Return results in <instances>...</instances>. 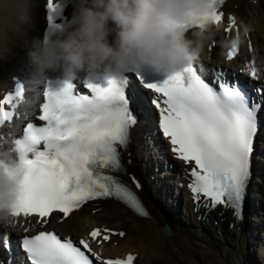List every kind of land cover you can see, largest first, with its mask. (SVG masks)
I'll return each mask as SVG.
<instances>
[{
    "label": "bare ground",
    "instance_id": "6f19581e",
    "mask_svg": "<svg viewBox=\"0 0 264 264\" xmlns=\"http://www.w3.org/2000/svg\"><path fill=\"white\" fill-rule=\"evenodd\" d=\"M150 1L69 0L68 11L90 12L84 18V29L67 32L61 37L62 44L67 48L65 53L59 54L57 63L64 65L67 62L68 66H75L91 55L95 44L102 43L105 49L113 50L127 43L140 30ZM45 2L0 0V88L10 81L13 74L28 70L30 63L33 62L31 70L39 64V39ZM225 7L238 17V31L232 30L229 35L219 28L209 29L198 33L192 40L198 43L197 46L205 47L211 56L221 59L222 47L238 36L239 44L232 62L237 59V64L243 68L252 67L257 74H264V0H228ZM77 46H82L83 52ZM258 64L261 68L257 67ZM144 94L142 92L140 95ZM134 130L128 167L132 174L133 170L140 175L143 187L139 180L134 182L133 175L125 178L144 199L149 214L137 215L112 200L91 202L62 219L59 223L61 229L76 236L86 233L93 226L99 227L102 234L109 231L111 238L108 242L98 238L102 252H134L136 258L133 264H159L162 258L174 262L172 264H256L260 253H264V209L260 210V216L256 215V201L252 199L253 212L249 211L248 225L244 231L238 229L242 223L235 221L230 210L221 212L217 209L204 214L197 204L193 210L195 205L191 203L185 188L184 164L170 161L162 143L154 137L153 128L137 126ZM171 163L175 169L165 171ZM173 172H178L179 176H174ZM177 181H182L181 188L177 186ZM174 185L180 194L177 198L169 194ZM172 207L179 212L172 211ZM175 213L182 217L181 221H185L183 225L179 216L173 217ZM166 216L173 218L172 222ZM165 218L171 235L163 229ZM0 220L6 221V217L4 220L0 217ZM230 222H234L232 228H229Z\"/></svg>",
    "mask_w": 264,
    "mask_h": 264
},
{
    "label": "rangeland",
    "instance_id": "374dc122",
    "mask_svg": "<svg viewBox=\"0 0 264 264\" xmlns=\"http://www.w3.org/2000/svg\"><path fill=\"white\" fill-rule=\"evenodd\" d=\"M172 211H176V212H179V210L178 209H176L175 210V208H173L172 207ZM177 217V216H179L177 213H175V215H173V217ZM185 216V215H184ZM187 216V215H186ZM185 216V217H186ZM167 217V216H166ZM185 217H183V218H185ZM182 217L181 216H179V220L181 219ZM167 219H168V217H167ZM172 220H173V218H171ZM186 219V218H185ZM175 220V219H174ZM181 221V220H180ZM187 221V220H186ZM183 223H185V221H181V224L183 225ZM195 225V224H194ZM262 234V233H261ZM174 256V255H173ZM181 262H182V260H181ZM172 263H174V262H169L166 258H162L161 259V261H160V263L159 264H172ZM183 264H184V262H182ZM259 263H261V264H264V253L262 252V253H260V256H259Z\"/></svg>",
    "mask_w": 264,
    "mask_h": 264
},
{
    "label": "water",
    "instance_id": "95a60500",
    "mask_svg": "<svg viewBox=\"0 0 264 264\" xmlns=\"http://www.w3.org/2000/svg\"><path fill=\"white\" fill-rule=\"evenodd\" d=\"M165 227H164V229L166 230V232L167 233H170V228H169V226L168 225H164Z\"/></svg>",
    "mask_w": 264,
    "mask_h": 264
}]
</instances>
